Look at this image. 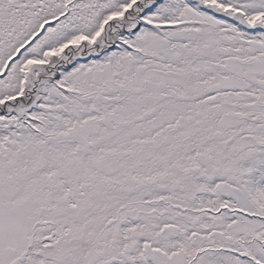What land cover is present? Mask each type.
<instances>
[{
    "label": "snow or ice",
    "instance_id": "6c2138e0",
    "mask_svg": "<svg viewBox=\"0 0 264 264\" xmlns=\"http://www.w3.org/2000/svg\"><path fill=\"white\" fill-rule=\"evenodd\" d=\"M0 264H264V0H0Z\"/></svg>",
    "mask_w": 264,
    "mask_h": 264
}]
</instances>
